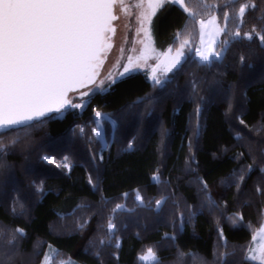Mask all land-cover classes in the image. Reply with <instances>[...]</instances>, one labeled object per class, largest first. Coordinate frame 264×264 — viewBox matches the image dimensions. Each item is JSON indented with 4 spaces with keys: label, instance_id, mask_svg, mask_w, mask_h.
I'll return each instance as SVG.
<instances>
[{
    "label": "trees",
    "instance_id": "1",
    "mask_svg": "<svg viewBox=\"0 0 264 264\" xmlns=\"http://www.w3.org/2000/svg\"><path fill=\"white\" fill-rule=\"evenodd\" d=\"M185 4L197 21L216 16L227 25L222 41L230 39L227 32L237 29L241 36L249 33L257 37L264 32V0H185ZM241 4L254 7H247L239 17ZM224 11L228 12V21L223 18ZM186 18L183 9L169 2L151 20L156 50L165 52L170 47L178 48L184 39L191 41L186 53L194 59H188L183 71L174 77L172 72L167 75L165 79L171 81L164 87L153 86L144 72L132 73L111 84L105 93H97L83 112L68 110L54 115L58 118L32 128L17 145L10 146V141L16 134L23 137L22 131L4 136L8 154L4 156L5 167L0 168V227L5 229L0 253L6 255H0V264H41L49 245L56 249L57 262L71 259L79 264H137L138 254L155 245L163 264H175L177 247L185 253H197L212 264L214 251L219 257L225 254L221 247L225 242L227 251H231L233 246L252 241L249 229L234 226L229 217L240 212L245 224L251 221L253 231L264 223V195L256 192L258 182L264 188L259 171L264 167V48L258 38L236 42L223 63L197 67L194 50L200 25L189 24V30L182 31ZM178 32L180 38L173 45ZM241 55L245 57L243 67L239 63ZM193 77L198 84L195 93ZM146 97L153 98L150 104H136ZM94 110L116 121L115 127L108 119L101 121L108 143L102 151L103 160L98 158L100 142L94 139L90 143L73 134L76 125H85L92 135ZM238 131L242 135L239 141L235 138ZM43 156L57 160L68 156L72 168L42 160ZM253 159L255 170L247 174V165L253 164ZM241 169L246 175L237 191L228 183L234 185L233 172ZM157 170L162 183L153 184L152 175ZM89 176L94 181L98 178L96 189L89 184ZM197 178L207 183L208 193L219 208L207 205ZM137 189L145 203L159 199L161 194L169 198L168 203L159 213L154 203L151 208L137 207ZM124 193H128L126 199ZM104 200L112 203L105 204ZM116 203L135 208L133 214H118L114 221L119 229V250L108 246L116 241H109L105 235L107 218ZM16 227L23 228L27 235L19 241V254L9 260L7 230ZM166 234L175 240L166 239ZM101 239L105 245L98 258ZM240 255L237 252L228 257V264ZM183 264L193 261L185 256Z\"/></svg>",
    "mask_w": 264,
    "mask_h": 264
},
{
    "label": "snow or ice",
    "instance_id": "2",
    "mask_svg": "<svg viewBox=\"0 0 264 264\" xmlns=\"http://www.w3.org/2000/svg\"><path fill=\"white\" fill-rule=\"evenodd\" d=\"M171 2L174 7L183 9L188 14L186 18L185 28L182 31H188V25L199 23L200 47L195 49V60L197 67L211 68L213 65L223 63L227 58L228 52L233 43L242 42L244 40L252 41L258 38L260 46L264 48V32H260L257 37H253L249 33L241 36V31L237 29L235 32H227L226 35L230 39H225L219 44V50H214V37L225 31V28L216 25V17H212L205 23L204 20H196L195 13L192 12L185 4V0H147V4L141 2L135 6L144 9L141 12V27L145 33L147 42L144 43V49L138 57L137 63L133 65L132 58L129 57V65L135 68H140L139 61L145 63L153 54L157 60L155 67L151 68V79L153 86L159 85L164 87L166 83L171 81V78L165 79L163 82L156 75L158 69L162 67L164 73L172 72L173 77L183 71V66L188 59L194 57L186 56L184 49L189 45V40L180 41L179 47L175 49V54H170L172 48L167 52L160 54L156 53L151 46L150 30L146 24L151 23V18L155 12L164 7L165 4ZM116 0H0V168L5 167L4 156L8 154V147L4 144V136L7 134L23 132L22 137L16 134L10 141V146L17 145L22 139H26L30 130L39 124H43L50 119H56L57 116L50 115L51 113L63 114L62 110L68 111L86 109L92 98L98 92H106L111 87V84L117 82L112 79L106 87H97L89 89L85 92H80L81 88L87 87L94 83L98 75L97 69L101 66V54L111 45L108 43L109 33H114L115 29L112 26V21L117 19L113 14V8ZM123 7V5H121ZM247 7H254L250 4H241L238 15L243 17ZM223 11V9H222ZM225 21H228L229 15L224 11L223 16ZM209 29V40L205 42V30ZM255 31V28H253ZM181 33L178 32L173 38V45L179 40ZM192 49L189 48V53ZM240 66L243 67L245 57L240 56ZM252 67V65H248ZM129 67L124 68V72H129ZM175 70V71H173ZM147 75V73H145ZM123 75V74H122ZM111 77V73H109ZM108 79V77H106ZM104 81H100L103 85ZM193 93L197 91L198 84L193 77L192 81ZM76 92L79 96L78 102H73L69 93ZM87 98V99H85ZM152 97H146L139 100L136 104H150ZM136 105H133L135 107ZM200 107L197 105L196 112L199 114ZM111 120L115 127L116 121L108 114H103L100 111L94 110V119L92 123L95 127L92 128V135H89L85 125H76L73 130L74 135H78L87 139L90 143L95 139L101 143V153L98 158L103 160L102 151L108 147V143L104 141L102 120ZM240 123L244 121L241 119ZM78 130V131H77ZM200 127L197 124L195 135L199 136ZM237 141L242 139L240 132H237L235 137ZM191 143V142H190ZM133 147L132 142L128 143V149ZM240 155H243L241 153ZM97 156H93L95 160ZM42 160L54 162L52 157L43 156ZM68 156L63 157L65 168H69L67 163ZM256 160L253 159V164L247 165V174L254 171L253 165ZM260 180L264 181V167H260ZM245 171L241 169L239 172L234 170L233 177L235 178L234 185L227 181L229 187L234 186L237 191L241 189V183L245 180ZM89 184L94 189L97 188L98 178L96 181L89 176ZM153 184L162 183L158 170L152 175ZM197 182L201 185L200 191L205 194L207 205L211 209L220 207L212 196L208 193L207 183L202 178H197ZM42 190L38 188V191ZM256 192L258 195H264V188L260 183H257ZM128 193L123 194V198H127ZM168 197L163 194L159 199L148 200L145 203L144 196L140 190H135V200L137 207L151 208L155 204V211L159 213L168 203ZM105 204L112 203L104 200ZM21 208L23 205H20ZM203 206V205H202ZM78 207H83L80 205ZM177 207H179L177 205ZM15 212V208L13 209ZM135 212V208H129L126 203H116L111 209V213L107 218L106 236L109 241L115 239V244L109 242V247H114L119 250L121 247L120 240L117 236L118 214L131 215ZM183 214H181L182 216ZM229 220L234 226L247 227L252 233V241L248 245L233 246L231 251H227L228 245L225 242L221 247L226 251L222 257L216 255L214 251V260L212 264H228V257L236 256L237 252L241 255L233 264H264V223L253 231L251 221L244 223V217L240 212L233 213ZM84 227L83 224L80 225ZM7 244L10 246L11 255L8 259H13L19 254V241L26 238V232L23 228L16 227L8 229ZM220 231L221 238L223 237L222 230ZM5 237V229L0 227V242ZM166 239L175 240V237L165 236ZM259 239V243H255ZM105 245L104 239L100 240L101 250L97 251L98 258L102 256V250ZM39 247V245H37ZM52 246L49 245V248ZM6 255V253H0ZM36 255H39L37 252ZM47 255V254H46ZM113 256L118 260V254L113 253ZM185 256L191 258L193 264H208L207 261L199 254L189 251L185 253L177 247L175 264H183ZM41 264H45V260H41ZM66 264H71L69 259ZM137 264H163V260L157 255V246H148L142 250L137 256Z\"/></svg>",
    "mask_w": 264,
    "mask_h": 264
},
{
    "label": "rangeland",
    "instance_id": "3",
    "mask_svg": "<svg viewBox=\"0 0 264 264\" xmlns=\"http://www.w3.org/2000/svg\"><path fill=\"white\" fill-rule=\"evenodd\" d=\"M139 2H141V0H116L115 15L117 16V21L115 22L116 34L113 40V48L111 52L109 53V55L107 56L106 62L104 64V67L98 78L97 83L93 85L92 87L82 90L80 92H85V91H88L89 89H95L97 87H106L111 82L112 79H115L118 82L119 80L125 78L126 76L132 73H137V72L147 73L151 79V76H152L151 68L148 66L149 65L152 67L156 66L157 60L155 58V54H153V56L150 59H148L146 63L144 61H139V63L141 64L140 68H135L129 65V57L132 58L133 65L137 63L136 57H138L140 53L143 51L144 43L147 42L145 33L141 27V15L140 14L142 11H144V9L137 8L135 6ZM143 3L146 5L147 0H143ZM121 5H123V7ZM212 17H216V16L208 17L207 19L204 20L205 23H207V21L211 19ZM150 24L145 25L146 27L149 28V30H150ZM216 25L218 27L225 28V26L220 22V20L217 17H216ZM199 29H200V26H199ZM208 31L209 29L205 30V37H204L205 42L209 40ZM222 35H223V32H221L219 35L214 37V43H213L214 50H219V44L220 42H222ZM150 39H151V46L155 49L154 42L151 36V31H150ZM188 40H189V45L186 46L187 48L191 44L190 39ZM186 47L184 49V52H185V55L187 56ZM197 47H200V35H199L198 45L195 47V49ZM155 52L160 53V54L165 53V52H160L156 49H155ZM170 54L174 55L175 49L172 48V52ZM125 67H129L130 70L128 73L124 72ZM109 73H111V77H109ZM170 73L171 72L164 73L161 67L160 69L157 70L156 75L159 76V78L163 82L166 76L169 75ZM106 77H108V79H106ZM102 80L104 81L103 85L100 84V81ZM101 93H105V92H101ZM70 97L72 98L73 102L75 101L78 102L79 100V96L77 93L71 94ZM72 110L82 112L79 109H72ZM64 112L65 111L62 110V113ZM110 123L111 125H113L111 120H110ZM102 129H104V125ZM103 138H104V141L107 142L104 132H103ZM52 158L54 162H51V163H55L56 165H62V163H64L63 158L61 160L60 159L57 160L54 157ZM67 163L70 165V167L72 166V163L69 160L67 161ZM65 169L69 170L70 168H65ZM259 242H260L259 239H257L255 243H259ZM46 254L47 255L45 258V264H66V262L69 260V259L61 260L57 262L55 260L56 249L54 247H51V248L48 247ZM71 264H79V263L71 260Z\"/></svg>",
    "mask_w": 264,
    "mask_h": 264
},
{
    "label": "water",
    "instance_id": "4",
    "mask_svg": "<svg viewBox=\"0 0 264 264\" xmlns=\"http://www.w3.org/2000/svg\"><path fill=\"white\" fill-rule=\"evenodd\" d=\"M116 4V3H115ZM113 14L115 15V5H114V8H113ZM116 16V15H115ZM117 17V16H116ZM117 21V19H115V20H113L112 21V26H113V28L115 29V31H114V33H109L108 34V36H109V39H108V43L111 45L109 48H107V50L106 51H104L102 54H101V56H102V63H101V66L97 69V72H98V75L96 76V80H95V82L94 83H91V84H89L87 87H85V88H81L79 91H82V90H85V89H87V88H90V87H92L93 85H95L96 83H97V81H98V78H99V76H100V74H101V72H102V69H103V67H104V64H105V62H106V59H107V56L109 55V53L111 52V50H112V48H113V40H114V38H115V34H116V26H115V22ZM74 93H76V92H71V93H69V96L71 95V94H74ZM57 113H51L50 115H52V116H54V115H56Z\"/></svg>",
    "mask_w": 264,
    "mask_h": 264
},
{
    "label": "built area",
    "instance_id": "5",
    "mask_svg": "<svg viewBox=\"0 0 264 264\" xmlns=\"http://www.w3.org/2000/svg\"><path fill=\"white\" fill-rule=\"evenodd\" d=\"M84 110H85V109H84ZM84 110H83V111H84ZM83 111H82V112H83ZM101 113H103V112H101ZM103 114H104V113H103ZM69 168L71 169V168H72V166H71V167H69Z\"/></svg>",
    "mask_w": 264,
    "mask_h": 264
}]
</instances>
